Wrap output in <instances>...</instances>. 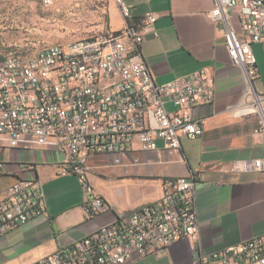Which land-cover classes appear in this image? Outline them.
Instances as JSON below:
<instances>
[{"label":"built area","instance_id":"1","mask_svg":"<svg viewBox=\"0 0 264 264\" xmlns=\"http://www.w3.org/2000/svg\"><path fill=\"white\" fill-rule=\"evenodd\" d=\"M114 2L131 23L49 44L30 56L9 54L0 59V146H47L59 152L58 173L78 177L86 193L87 216L110 209L88 179L90 169L99 167L91 160L127 154L135 141L143 151H158V142L167 149H180L181 138L195 139L204 131L193 108L214 97L213 79L206 69L157 84L140 53L143 31L156 15L147 11L134 20L124 0ZM234 14L239 29L232 25ZM207 17L224 24L229 58L243 76L242 100L229 111L254 114L253 132L263 137L262 156L236 159L230 167L264 171V89L258 92L253 85L259 72L251 48L264 42V0H215ZM196 179L194 174L165 177L158 199L27 264H129L181 239L195 251L194 264H264V236L210 253L198 250ZM43 214L41 182L15 180L0 198V238Z\"/></svg>","mask_w":264,"mask_h":264},{"label":"crops","instance_id":"2","mask_svg":"<svg viewBox=\"0 0 264 264\" xmlns=\"http://www.w3.org/2000/svg\"><path fill=\"white\" fill-rule=\"evenodd\" d=\"M134 20L150 11L156 15L144 29L140 53L154 81L166 83L178 76L206 69L213 79L214 97L192 110L203 120L204 131L195 139L181 138L180 149L143 151L137 141L127 154L96 157L88 179L109 203L110 209L87 216L86 193L75 175H61L62 155L47 146L30 149L0 146V198L17 179L38 180L45 197V214L16 227L0 238V264H27L61 245L89 233L144 203L158 199L165 177L197 176L194 196L199 221L198 250L210 253L254 236H264V171L231 169L236 159L263 155V137L253 132L254 114L238 116L229 111L242 100L241 70L228 55L222 22L207 17L215 0H124ZM109 30L126 21L112 0ZM232 25L239 29L233 15ZM259 76L256 91L264 89V42L251 44ZM173 110L171 104L167 105ZM195 251L181 239L163 251L136 257L129 264H194Z\"/></svg>","mask_w":264,"mask_h":264},{"label":"rangeland","instance_id":"3","mask_svg":"<svg viewBox=\"0 0 264 264\" xmlns=\"http://www.w3.org/2000/svg\"><path fill=\"white\" fill-rule=\"evenodd\" d=\"M112 0H0V59L109 30Z\"/></svg>","mask_w":264,"mask_h":264}]
</instances>
